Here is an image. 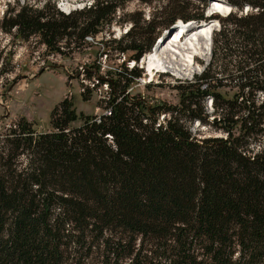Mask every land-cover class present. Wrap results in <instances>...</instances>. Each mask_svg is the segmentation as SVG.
<instances>
[{
    "label": "trees",
    "instance_id": "trees-1",
    "mask_svg": "<svg viewBox=\"0 0 264 264\" xmlns=\"http://www.w3.org/2000/svg\"><path fill=\"white\" fill-rule=\"evenodd\" d=\"M129 1L93 0L66 13L56 0H15L0 27L66 54ZM188 1L171 0L166 24L211 19ZM221 1L237 11L219 18L202 74L177 86L179 105L145 109L130 96L138 66L107 78L97 67L111 88L108 114H79L66 97L51 113L53 130L21 118L0 139V264H264V146L251 149L264 139V98L256 100L264 94V0ZM131 19L123 37L105 42L106 56L131 50L139 62L152 51L160 24ZM226 84L238 88L232 98L213 91ZM207 98L210 123L226 137L198 139L183 123L209 122ZM163 113L166 127L157 125Z\"/></svg>",
    "mask_w": 264,
    "mask_h": 264
},
{
    "label": "rangeland",
    "instance_id": "rangeland-1",
    "mask_svg": "<svg viewBox=\"0 0 264 264\" xmlns=\"http://www.w3.org/2000/svg\"><path fill=\"white\" fill-rule=\"evenodd\" d=\"M92 1L56 0V4L58 8L68 13L90 5ZM188 2L194 11L205 9L206 14L212 7L211 1L189 0ZM10 3L11 5H9ZM170 3L171 0H153L151 4L143 3L141 0H130L124 8L117 11L116 19L110 26H106L94 39L89 38L88 43L77 48L75 52H70L66 49V54L48 51L45 44L40 42L39 37L34 36L25 40L17 35L4 32L0 27V139L5 137L9 129L14 127V124L21 118H26L32 122L34 129L39 132L53 130L51 113L54 107L66 97L73 101L79 114L101 115L107 111L105 109V97H107L109 90L107 91L101 84L93 86V83H97V80H86L84 74L87 72L85 71L91 69L95 73V68L99 67V74L106 76L108 71L121 69L122 65L129 68L133 66L134 61L131 59L133 52L131 50L122 53L109 49L107 50L108 56L104 53L105 49H107L105 47L107 40L120 39L127 33L134 23H132L131 18L137 22L142 19L139 22V27L145 25L143 20L150 21L155 19L157 24H160L155 30V38L159 40V37L164 36L163 40L166 39L167 43L170 42V34L173 32V36L177 28L184 25L182 24L183 20L180 19L170 25L166 24L170 19V16H168ZM15 4V0H0V24L5 11L9 7L14 8ZM236 11L237 9L234 8L233 12ZM242 13H246L245 9ZM226 16L215 14L211 20L217 19L219 21V18ZM190 27L187 26V39L192 35L190 30L194 28L193 26V28L189 29ZM218 28L215 29L214 33L220 30V21ZM163 40L159 44L163 43ZM184 40L183 42H186ZM159 44L151 52L159 49ZM112 45L116 46V44ZM212 46L213 40L211 49ZM164 47H166V44L162 46V48ZM146 56H143V61L141 60L138 64L139 69L146 66ZM177 57H173V60L164 59V61H167L165 65L169 64V66L156 69L157 72H155L154 78L150 76L151 78L149 79L146 74V68H143L145 75L143 74L142 78H137L131 84L129 88L130 96L142 101L145 109L147 106L179 105L181 102V90L177 86L186 85L187 82L195 79L196 75L202 74L211 61L212 53L210 51L209 59H206L204 54L196 56L195 62L198 64L197 66L189 63L183 55H178ZM63 65L73 71L76 68L78 69L77 80L68 76L66 69L62 67ZM81 67H84V70ZM109 75L114 79H118L114 72L109 73ZM84 80L88 83L86 84ZM84 87L85 91L83 90ZM213 91L232 98L237 93L238 88L231 84H226L225 86L216 85ZM263 98L264 94L256 95L258 102L262 101ZM201 105L209 115V122L200 123L199 121H193V123H190L185 120L183 122L184 125L198 139L226 137V132L220 129V126L210 123L215 115V108L211 104V98L205 100ZM161 119L162 116L160 115ZM161 121L164 122L165 120ZM82 123L83 120L79 119L71 125L80 126ZM263 146L264 139L262 137L252 145L253 148L251 149L253 152H258L263 150Z\"/></svg>",
    "mask_w": 264,
    "mask_h": 264
},
{
    "label": "bare ground",
    "instance_id": "bare-ground-1",
    "mask_svg": "<svg viewBox=\"0 0 264 264\" xmlns=\"http://www.w3.org/2000/svg\"><path fill=\"white\" fill-rule=\"evenodd\" d=\"M232 7L229 5L222 3L220 0H214L212 7L210 9V14H222V15H228L232 11ZM212 15V17H213ZM219 21L217 19H213L210 21H202L200 24H185L181 25L177 28L176 32H174V35L172 36V33L170 34L171 39L170 42H166L167 40H163L164 36H162L158 42L155 44L153 49L158 46L160 41L163 40V43L159 44V49L153 52H150L149 54H146V70H152L150 73L151 77H155V72H157L156 69H159V67H165L169 66V64L165 65L164 59L173 60V57H177L178 55H183L189 63H192L194 65H198L195 62L196 56H202L203 54L206 56V59H209V54L211 51V45H212V36L215 29L218 28ZM194 28H193V26ZM197 25V26H196ZM187 26H191L189 29H191L192 35L187 39L188 33ZM219 29V28H218ZM183 33V34H182ZM187 33V34H186ZM182 34V35H181ZM186 40V42H183V40ZM184 40V41H185ZM184 43V44H183ZM166 47L162 48L164 45ZM152 49V50H153ZM162 50V52H161ZM178 58V57H177ZM196 68V67H195ZM150 81V80H149Z\"/></svg>",
    "mask_w": 264,
    "mask_h": 264
},
{
    "label": "built area",
    "instance_id": "built-area-1",
    "mask_svg": "<svg viewBox=\"0 0 264 264\" xmlns=\"http://www.w3.org/2000/svg\"><path fill=\"white\" fill-rule=\"evenodd\" d=\"M89 38H92V39H94V37H92V36H89V37H87V39L89 40ZM146 58V57H145ZM143 61V57L139 60V62H137V61H135V60H133L134 61V63H133V66L130 68V69H132L133 67H135V66H138V64L140 63V61ZM142 66H143V64H142ZM143 68L145 69V67L143 66ZM143 68H141V69H143ZM81 69H83L84 70V67H81ZM66 71H67V74H68V76H70V77H72L74 80H77V73H78V69L76 68L75 69V71H73V70H70L68 67H67V69H66ZM88 71H91V73H93V77H91V78H89L88 76H87V73L86 74H84V78L86 79V80H94L95 79V81L97 80V83H93V86H96L97 84L99 85V84H101V85H103L104 87H105V89H107V91H108V95H107V97H105V101L108 99V97H109V95H110V90H111V88H110V86H109V83H108V81H105V82H100L101 80H100V78L98 77V75L96 74L97 72V68H95V73L94 72H92V70L91 69H88L87 71H85V72H88ZM151 71L152 70H146V74L149 76V79L151 78L150 77V73H151ZM144 74V72H143V70H142V74H141V76L140 77H138V78H142V75ZM100 75V74H99ZM145 75V74H144ZM86 76V77H85ZM107 76V75H106ZM106 76H104L105 78H107ZM137 79V78H136ZM135 79V80H136ZM86 80H84V82H86V84L88 83ZM134 80V81H135ZM149 81V80H148ZM130 88V87H129ZM129 88H128V90H127V93L128 94H130L129 93ZM87 89H88V87H87ZM84 91H85V87H84V89H83ZM211 104H212V99H211ZM213 105V104H212ZM107 110V109H106ZM105 114H108L109 113V110H107V111H105L104 112ZM161 116H162V119L161 120H165L164 122H162L161 120H160V116H159V119H158V123H157V125H162V126H164V127H166L167 126V118L169 117V115L168 114H165V113H163V114H161Z\"/></svg>",
    "mask_w": 264,
    "mask_h": 264
},
{
    "label": "water",
    "instance_id": "water-1",
    "mask_svg": "<svg viewBox=\"0 0 264 264\" xmlns=\"http://www.w3.org/2000/svg\"><path fill=\"white\" fill-rule=\"evenodd\" d=\"M211 53H212V49H211ZM64 69H67V67L65 65L62 66Z\"/></svg>",
    "mask_w": 264,
    "mask_h": 264
}]
</instances>
